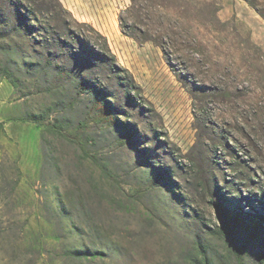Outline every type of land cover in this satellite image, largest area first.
I'll return each mask as SVG.
<instances>
[{"label": "rangeland", "instance_id": "374dc122", "mask_svg": "<svg viewBox=\"0 0 264 264\" xmlns=\"http://www.w3.org/2000/svg\"><path fill=\"white\" fill-rule=\"evenodd\" d=\"M261 15L0 0V264H264ZM220 200L256 218L223 234Z\"/></svg>", "mask_w": 264, "mask_h": 264}, {"label": "trees", "instance_id": "16d2710c", "mask_svg": "<svg viewBox=\"0 0 264 264\" xmlns=\"http://www.w3.org/2000/svg\"><path fill=\"white\" fill-rule=\"evenodd\" d=\"M35 13L51 14V13H53V11L46 9V8L45 9H41V8L36 9L35 12L33 10H31V17L30 18L34 21H37L36 16H34ZM261 17L264 19L263 15H261ZM29 28H32V26H29ZM81 90H84V88L81 87ZM93 103H94L93 109L95 110L96 117L99 120L104 122L107 126H115L117 124L116 117L112 114L111 110L105 104H103V102L101 100L95 99L93 101ZM234 205H236V207H237V210H236L237 213L235 214L236 215L235 217L232 216L229 207H227L222 200L215 202L213 204L214 214L219 221V224H220L219 226H220L221 232L223 234H225L227 232V230L229 229L230 225L233 222L238 221L239 218L243 217V218H247V219H251V220H254L256 218V216H251V214L249 212H243L240 209V206L238 205V203H234ZM258 220L263 221L264 218L259 217ZM238 260H240L239 255H238ZM238 264H240V261H238Z\"/></svg>", "mask_w": 264, "mask_h": 264}]
</instances>
